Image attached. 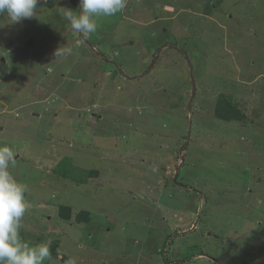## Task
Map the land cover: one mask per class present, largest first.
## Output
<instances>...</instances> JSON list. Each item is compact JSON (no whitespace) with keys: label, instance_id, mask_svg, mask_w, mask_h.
<instances>
[{"label":"rangeland","instance_id":"1","mask_svg":"<svg viewBox=\"0 0 264 264\" xmlns=\"http://www.w3.org/2000/svg\"><path fill=\"white\" fill-rule=\"evenodd\" d=\"M79 3L0 15L21 239L44 264H264V0H126L88 37Z\"/></svg>","mask_w":264,"mask_h":264},{"label":"clouds","instance_id":"2","mask_svg":"<svg viewBox=\"0 0 264 264\" xmlns=\"http://www.w3.org/2000/svg\"><path fill=\"white\" fill-rule=\"evenodd\" d=\"M40 0H0V15L6 14L11 23H19L36 15ZM126 0H80L79 10L64 12L70 28L83 37L97 31V19L121 12ZM15 164L14 153L0 147V264H44L51 259L50 242L31 244L21 239V220L28 204L26 186L9 173Z\"/></svg>","mask_w":264,"mask_h":264},{"label":"trees","instance_id":"3","mask_svg":"<svg viewBox=\"0 0 264 264\" xmlns=\"http://www.w3.org/2000/svg\"><path fill=\"white\" fill-rule=\"evenodd\" d=\"M72 51H75V50L71 48L69 53H71ZM76 51H77V50H76ZM76 51H75V52H76ZM117 72L120 73L121 71L119 70V71H117ZM59 210H60V208H59ZM61 220H64V218H61Z\"/></svg>","mask_w":264,"mask_h":264},{"label":"water","instance_id":"4","mask_svg":"<svg viewBox=\"0 0 264 264\" xmlns=\"http://www.w3.org/2000/svg\"><path fill=\"white\" fill-rule=\"evenodd\" d=\"M156 58H157V57H156ZM191 85H192V87L194 86L192 79H191Z\"/></svg>","mask_w":264,"mask_h":264}]
</instances>
